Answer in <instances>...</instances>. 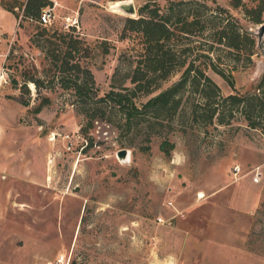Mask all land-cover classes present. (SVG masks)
Here are the masks:
<instances>
[{"label": "rangeland", "instance_id": "1", "mask_svg": "<svg viewBox=\"0 0 264 264\" xmlns=\"http://www.w3.org/2000/svg\"><path fill=\"white\" fill-rule=\"evenodd\" d=\"M49 1L54 17L46 25L66 30L73 25L94 47L87 62L99 93L132 85L142 37L129 29L123 33L125 19L137 17L146 1L167 0H129L133 14L115 9L114 3L124 0ZM189 1L183 9L203 11L204 0ZM205 1L211 8L226 7L254 35L264 21V15L259 23L251 21L229 0ZM7 2L17 4L19 16L0 2V114L14 135L0 141V161L6 157L11 166L0 173V264H264V132L240 115L228 124L192 122L190 93L170 125L155 124L149 139L100 117L81 132L86 116L56 79L39 88L29 81L30 103L21 104L15 98L19 89L9 80L12 70L3 66L9 49L42 74L53 70L47 71L51 65L34 40L43 24L22 16L25 0ZM201 38L194 32L181 39L182 47H190L189 57L206 46ZM260 40L253 62L233 70L239 91L251 89L264 71V35ZM206 72L223 94L233 91L212 69ZM180 73L173 71L138 98L144 101ZM38 90L50 102L35 112ZM164 138L174 144L169 155L159 146ZM121 148L128 157H118ZM235 163L242 169L236 175ZM255 166L261 170L257 181ZM15 169L20 178L10 175ZM244 182L253 194L243 189Z\"/></svg>", "mask_w": 264, "mask_h": 264}, {"label": "trees", "instance_id": "2", "mask_svg": "<svg viewBox=\"0 0 264 264\" xmlns=\"http://www.w3.org/2000/svg\"><path fill=\"white\" fill-rule=\"evenodd\" d=\"M0 2L19 16L14 9L16 3ZM150 2L139 7L137 17H126L123 28V33L129 29L142 37V49L130 75L132 85L112 87L100 94L87 62L94 47L73 32V25L68 27L71 30L43 25L39 37L34 40L40 46L43 58L51 65L47 71L53 72L42 74L34 63L24 65L23 54L15 55L11 47L3 66L12 70L9 80L14 88L19 89L15 98L28 105L29 81L39 88L45 86V80L56 79L60 86L69 89L72 103L86 116L81 132L87 133L93 121L100 117L117 128L145 132L149 139L151 132H155L152 129L155 124L166 121L170 125L169 120L180 111L184 94L190 93L193 97L189 98L187 115L192 122L228 124L240 115L249 127L264 132V71L252 88L245 91L236 88L233 73L238 63L249 65L253 62L252 56L259 47L256 35L226 7L215 5L211 8L205 0L199 3L204 7L201 12L183 9L182 4L191 3L189 0H167L164 5ZM48 3L49 0H25L19 9H22V16L35 17ZM229 3L234 8L242 7L251 21L259 23L263 20L264 0H255L250 6L243 0H229ZM194 32L202 37L206 46L189 57L187 50L190 47H182L181 39ZM103 50L106 52L108 47ZM207 68L219 74L233 91L223 94L207 74ZM178 69H181L180 76L171 84L144 101L138 98L140 93L153 91L161 80ZM38 92L41 97L33 107L35 112L50 102L49 95ZM91 142L90 137L84 147ZM159 146L169 155L174 144L164 138Z\"/></svg>", "mask_w": 264, "mask_h": 264}, {"label": "crops", "instance_id": "3", "mask_svg": "<svg viewBox=\"0 0 264 264\" xmlns=\"http://www.w3.org/2000/svg\"><path fill=\"white\" fill-rule=\"evenodd\" d=\"M4 97V96H3ZM0 104H4L3 100L1 99L0 100ZM3 106V105H1ZM16 110L18 109V107H14ZM0 112H1V109H0ZM5 118L3 117V115L0 114V141L3 142L7 137H9L10 139H13L12 137H14V135H11V132L9 131V128L6 126V122H5ZM11 153V151L8 152V154ZM6 166H8V168H5ZM10 163H9V160L6 159V157L0 161V173L3 172V171H7L9 168H10ZM11 176H16V178H20V174L19 172H17V170H13L10 174ZM1 176V175H0ZM2 177V176H1ZM3 178V177H2ZM14 181H17L14 179ZM244 185L242 186L243 189L249 193H252L253 194V186L248 183V182H244L243 183ZM250 199V198H249ZM253 200V199H252ZM245 203V202H244ZM245 205H247V207L245 208H250L251 206V203L249 202V200H247V202L245 203Z\"/></svg>", "mask_w": 264, "mask_h": 264}, {"label": "built area", "instance_id": "4", "mask_svg": "<svg viewBox=\"0 0 264 264\" xmlns=\"http://www.w3.org/2000/svg\"><path fill=\"white\" fill-rule=\"evenodd\" d=\"M53 17H54V8L50 5H45L40 8L39 14L37 16L35 17L32 16L30 17V19L36 21L39 24L46 25L48 23H51ZM241 170L242 169L240 165L237 163H235L232 166V172L234 175L239 173ZM251 171L253 172L252 179L254 181H257L261 175V170L259 166H255L254 168L251 169ZM158 220L163 222L164 219H162L161 217H158Z\"/></svg>", "mask_w": 264, "mask_h": 264}, {"label": "water", "instance_id": "5", "mask_svg": "<svg viewBox=\"0 0 264 264\" xmlns=\"http://www.w3.org/2000/svg\"><path fill=\"white\" fill-rule=\"evenodd\" d=\"M118 8L130 14H133L135 12V7L133 3L129 0L128 1L124 0L118 3ZM263 35H264V21L260 23L258 30H257V35H256L257 43L259 47H261L262 45V41L260 40V37H262ZM127 152L128 151L126 148H121L117 151V155L120 158H125L127 155Z\"/></svg>", "mask_w": 264, "mask_h": 264}, {"label": "bare ground", "instance_id": "6", "mask_svg": "<svg viewBox=\"0 0 264 264\" xmlns=\"http://www.w3.org/2000/svg\"><path fill=\"white\" fill-rule=\"evenodd\" d=\"M127 1H128V0H127ZM120 2H121V1H117V2L114 3V7H115L116 10H119V8H118V3H120ZM52 138H53V137H52ZM52 138H51V139H52ZM126 157H128V154L126 155ZM126 157H125V158H126ZM200 196H202V195H200Z\"/></svg>", "mask_w": 264, "mask_h": 264}]
</instances>
